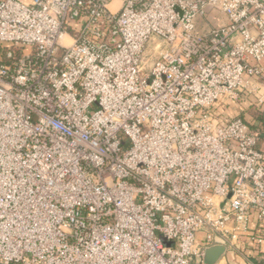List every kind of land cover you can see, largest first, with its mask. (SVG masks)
<instances>
[{
    "label": "built area",
    "instance_id": "obj_1",
    "mask_svg": "<svg viewBox=\"0 0 264 264\" xmlns=\"http://www.w3.org/2000/svg\"><path fill=\"white\" fill-rule=\"evenodd\" d=\"M113 1L0 0V264L260 251L264 0Z\"/></svg>",
    "mask_w": 264,
    "mask_h": 264
},
{
    "label": "crops",
    "instance_id": "obj_2",
    "mask_svg": "<svg viewBox=\"0 0 264 264\" xmlns=\"http://www.w3.org/2000/svg\"><path fill=\"white\" fill-rule=\"evenodd\" d=\"M225 23L224 19L217 13L210 12L205 20L198 22V25L200 27L199 30L205 32L209 27H219ZM221 108L228 117H233L240 112L245 123L252 130L259 133V148L264 150V81L260 87L259 94L241 93L238 101H228ZM251 224L256 230L257 227L252 221ZM263 259V247L259 251L255 245H247L245 249L240 246L238 253H227L220 259L218 264H263Z\"/></svg>",
    "mask_w": 264,
    "mask_h": 264
},
{
    "label": "water",
    "instance_id": "obj_3",
    "mask_svg": "<svg viewBox=\"0 0 264 264\" xmlns=\"http://www.w3.org/2000/svg\"><path fill=\"white\" fill-rule=\"evenodd\" d=\"M225 247L220 243L208 247L204 251V264H217L225 255Z\"/></svg>",
    "mask_w": 264,
    "mask_h": 264
},
{
    "label": "bare ground",
    "instance_id": "obj_4",
    "mask_svg": "<svg viewBox=\"0 0 264 264\" xmlns=\"http://www.w3.org/2000/svg\"><path fill=\"white\" fill-rule=\"evenodd\" d=\"M115 3H116V0L113 1L112 6H113V4H115Z\"/></svg>",
    "mask_w": 264,
    "mask_h": 264
},
{
    "label": "rangeland",
    "instance_id": "obj_5",
    "mask_svg": "<svg viewBox=\"0 0 264 264\" xmlns=\"http://www.w3.org/2000/svg\"><path fill=\"white\" fill-rule=\"evenodd\" d=\"M198 28H200L199 25H198ZM146 50H147V48H146Z\"/></svg>",
    "mask_w": 264,
    "mask_h": 264
}]
</instances>
